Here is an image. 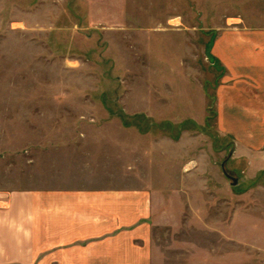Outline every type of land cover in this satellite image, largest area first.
Wrapping results in <instances>:
<instances>
[{"label": "rangeland", "instance_id": "rangeland-1", "mask_svg": "<svg viewBox=\"0 0 264 264\" xmlns=\"http://www.w3.org/2000/svg\"><path fill=\"white\" fill-rule=\"evenodd\" d=\"M263 49L264 0H0V241L264 264Z\"/></svg>", "mask_w": 264, "mask_h": 264}, {"label": "crops", "instance_id": "crops-1", "mask_svg": "<svg viewBox=\"0 0 264 264\" xmlns=\"http://www.w3.org/2000/svg\"><path fill=\"white\" fill-rule=\"evenodd\" d=\"M251 58H256V60L258 58L264 59V49L261 50L259 54L252 55ZM262 63L264 64V60ZM229 89L230 93L226 92L223 94L222 98L225 100H227L226 98L232 94L233 89ZM236 89H234V91H238L237 93L243 101L249 100V103L255 107H263L250 111L249 115L252 117H250L251 119H248L253 122H264V110H262L264 109V87L253 88L255 92L258 91L260 93L256 100H252L251 98V94L254 92L252 88L244 90H240L239 88ZM247 90L249 92H247ZM242 104L245 103L242 102ZM28 196L34 198L35 195L31 194ZM31 205L32 203L27 204V207L22 209L24 218H27L26 221L24 220L26 230H22L25 234L30 232V216L32 214L29 207ZM8 208L9 209L4 211H2L3 209L0 210V213L5 214L6 217H8L11 213H15V211H13V205ZM56 212H58V210ZM56 212H54V214H56ZM35 216L38 217V222H40V218L43 217L41 213L34 215V217ZM1 218L2 217H0V225H2ZM41 224L45 225V221L42 220ZM8 225H10V223H7L6 226ZM42 227L45 228V226ZM40 228L41 227H39V230ZM71 229L72 225L69 221V223H67L64 227V233H69V236L64 239L60 238V240L54 241L49 246L38 243L36 247H33L32 243L25 241L16 243L0 241V264H147V262H144L145 260L142 258V249L139 247L138 249H135V247L131 244V240H127L125 238L126 234L118 236L115 235L110 239H103L102 243L95 244V247L88 249L83 253H79V248L76 244L77 236L75 234L72 237V234L70 233ZM59 230L61 229L54 228L52 234L55 236L60 234L56 233L59 232ZM43 231L44 232H39L46 233L45 229ZM47 233L49 234V232ZM16 251L18 253L15 254L14 252Z\"/></svg>", "mask_w": 264, "mask_h": 264}, {"label": "water", "instance_id": "water-1", "mask_svg": "<svg viewBox=\"0 0 264 264\" xmlns=\"http://www.w3.org/2000/svg\"><path fill=\"white\" fill-rule=\"evenodd\" d=\"M226 175H227V177H229L231 180H233V185H237V183H238V180H237V179H234V178L230 177L228 174H226Z\"/></svg>", "mask_w": 264, "mask_h": 264}]
</instances>
